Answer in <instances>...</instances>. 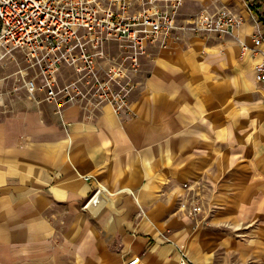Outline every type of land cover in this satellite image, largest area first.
Here are the masks:
<instances>
[{"label": "crops", "instance_id": "crops-1", "mask_svg": "<svg viewBox=\"0 0 264 264\" xmlns=\"http://www.w3.org/2000/svg\"><path fill=\"white\" fill-rule=\"evenodd\" d=\"M221 1L242 18L233 33L150 44L128 114L2 94L0 264H177L181 250L191 264H264L263 89L259 55L241 49L264 36V3L258 15ZM198 12L178 7L177 21Z\"/></svg>", "mask_w": 264, "mask_h": 264}, {"label": "built area", "instance_id": "built-area-1", "mask_svg": "<svg viewBox=\"0 0 264 264\" xmlns=\"http://www.w3.org/2000/svg\"><path fill=\"white\" fill-rule=\"evenodd\" d=\"M181 0H0V65L13 62V71L0 74V100L4 92L39 91L56 110L69 103L87 108L109 104L118 115L130 113L133 73L150 44L162 47L181 38V31L232 34L242 18L227 7L200 10L179 24ZM248 5L255 2L249 0ZM115 44L117 52L109 53ZM242 54L259 55L256 79L263 89L264 36L241 42ZM63 65L74 76L65 82ZM91 179V176H85ZM187 186V184H184ZM98 186L84 206L100 200ZM190 214L202 210L191 199ZM183 206L186 203H182ZM188 206V205H187ZM186 206V207H187ZM177 264H191L184 250Z\"/></svg>", "mask_w": 264, "mask_h": 264}, {"label": "rangeland", "instance_id": "rangeland-1", "mask_svg": "<svg viewBox=\"0 0 264 264\" xmlns=\"http://www.w3.org/2000/svg\"><path fill=\"white\" fill-rule=\"evenodd\" d=\"M263 3H264V0H263ZM262 3V4H263ZM226 5L227 3L221 1V0H209V1H206L202 4H191V2H186V5H185V0H182L181 1V4L179 5V9L181 11V9L183 7H187L188 11H191V12H197V11H200V10H208L210 12H214L216 11L217 9H219L220 7H224L223 5ZM185 5V6H184ZM179 18V16H178ZM181 19V17H180ZM17 67V65H16ZM15 64L13 62H7L5 65H0V74H5L7 72H11L13 70L11 69H15Z\"/></svg>", "mask_w": 264, "mask_h": 264}, {"label": "trees", "instance_id": "trees-1", "mask_svg": "<svg viewBox=\"0 0 264 264\" xmlns=\"http://www.w3.org/2000/svg\"><path fill=\"white\" fill-rule=\"evenodd\" d=\"M251 9L256 13L260 14V10L258 9V5L256 3L252 4Z\"/></svg>", "mask_w": 264, "mask_h": 264}]
</instances>
